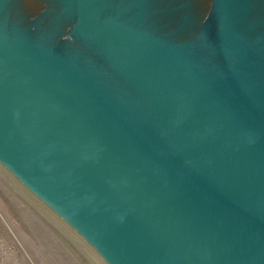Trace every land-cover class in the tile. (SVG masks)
I'll return each mask as SVG.
<instances>
[{"label": "water", "instance_id": "water-1", "mask_svg": "<svg viewBox=\"0 0 264 264\" xmlns=\"http://www.w3.org/2000/svg\"><path fill=\"white\" fill-rule=\"evenodd\" d=\"M0 171L100 264H264V0H0Z\"/></svg>", "mask_w": 264, "mask_h": 264}, {"label": "rangeland", "instance_id": "rangeland-1", "mask_svg": "<svg viewBox=\"0 0 264 264\" xmlns=\"http://www.w3.org/2000/svg\"><path fill=\"white\" fill-rule=\"evenodd\" d=\"M0 264H100L0 171Z\"/></svg>", "mask_w": 264, "mask_h": 264}]
</instances>
